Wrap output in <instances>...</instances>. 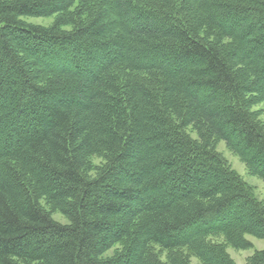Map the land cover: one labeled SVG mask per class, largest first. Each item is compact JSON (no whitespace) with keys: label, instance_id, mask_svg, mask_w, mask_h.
<instances>
[{"label":"trees","instance_id":"obj_1","mask_svg":"<svg viewBox=\"0 0 264 264\" xmlns=\"http://www.w3.org/2000/svg\"><path fill=\"white\" fill-rule=\"evenodd\" d=\"M262 104L264 0H0V264H238Z\"/></svg>","mask_w":264,"mask_h":264},{"label":"rangeland","instance_id":"obj_2","mask_svg":"<svg viewBox=\"0 0 264 264\" xmlns=\"http://www.w3.org/2000/svg\"><path fill=\"white\" fill-rule=\"evenodd\" d=\"M27 21L32 24L50 27L55 24L56 16L47 18H29ZM255 110L262 111L260 119L264 124V104L256 107ZM218 151L228 160L235 172H237L247 183L255 187L257 196L264 202V182L257 177L250 176L245 165L242 164L240 160L226 148L224 142H221L218 145ZM54 217L56 220L66 223L65 218L61 215H55ZM247 239L252 245L249 249L235 250L233 248H228L229 254L238 264H246L248 259L254 254L255 251L264 249V239H257L251 236H248Z\"/></svg>","mask_w":264,"mask_h":264}]
</instances>
